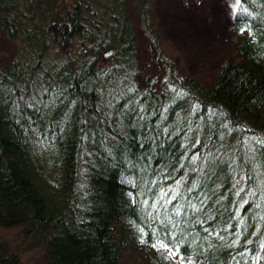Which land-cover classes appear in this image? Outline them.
<instances>
[{
    "label": "trees",
    "instance_id": "1",
    "mask_svg": "<svg viewBox=\"0 0 264 264\" xmlns=\"http://www.w3.org/2000/svg\"><path fill=\"white\" fill-rule=\"evenodd\" d=\"M155 2L132 0L158 88L127 0H0V264H264V0L237 1L211 84Z\"/></svg>",
    "mask_w": 264,
    "mask_h": 264
},
{
    "label": "rangeland",
    "instance_id": "2",
    "mask_svg": "<svg viewBox=\"0 0 264 264\" xmlns=\"http://www.w3.org/2000/svg\"><path fill=\"white\" fill-rule=\"evenodd\" d=\"M238 0H156L153 17L167 55L179 56L183 69L211 84L217 64L231 55V18ZM127 14L133 22L139 47V83L149 79L154 87L164 74L163 62L151 38L140 24L132 0H127ZM0 52L9 62L14 52L12 42L0 35Z\"/></svg>",
    "mask_w": 264,
    "mask_h": 264
},
{
    "label": "water",
    "instance_id": "3",
    "mask_svg": "<svg viewBox=\"0 0 264 264\" xmlns=\"http://www.w3.org/2000/svg\"><path fill=\"white\" fill-rule=\"evenodd\" d=\"M114 51V49H110V50H107L105 53H104V56H109L112 52Z\"/></svg>",
    "mask_w": 264,
    "mask_h": 264
}]
</instances>
